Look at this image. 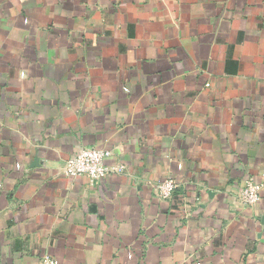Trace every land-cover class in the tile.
Masks as SVG:
<instances>
[{"label":"crops","instance_id":"obj_1","mask_svg":"<svg viewBox=\"0 0 264 264\" xmlns=\"http://www.w3.org/2000/svg\"><path fill=\"white\" fill-rule=\"evenodd\" d=\"M91 147L123 171L65 176ZM248 180L264 0H0V264H264Z\"/></svg>","mask_w":264,"mask_h":264},{"label":"built area","instance_id":"obj_2","mask_svg":"<svg viewBox=\"0 0 264 264\" xmlns=\"http://www.w3.org/2000/svg\"><path fill=\"white\" fill-rule=\"evenodd\" d=\"M111 156V151L96 147L83 148L73 158L68 160L63 167V173L69 178L85 177L90 184H99L110 174L123 171L122 166H109L106 159ZM264 186V180L260 183L248 180L239 196V203L244 206H253L259 201L260 192ZM178 183L173 178H167L156 185V194L161 200L171 198ZM39 264H59L50 256H43Z\"/></svg>","mask_w":264,"mask_h":264}]
</instances>
